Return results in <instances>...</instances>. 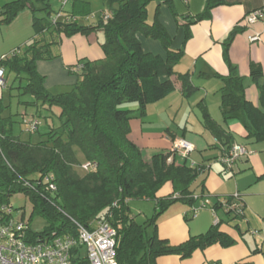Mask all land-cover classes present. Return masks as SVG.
Listing matches in <instances>:
<instances>
[{
    "label": "trees",
    "instance_id": "1",
    "mask_svg": "<svg viewBox=\"0 0 264 264\" xmlns=\"http://www.w3.org/2000/svg\"><path fill=\"white\" fill-rule=\"evenodd\" d=\"M151 1L103 0L110 16L103 20L105 12H102L93 26L78 22L92 16L85 14L89 6L83 0H74L71 11L63 10L62 18H56L57 13L50 18L49 5L43 9L47 11V18L36 17L32 0H6L0 7L2 25L11 24L21 12L30 11L33 31L28 42L3 55V59L0 56V68L7 69L17 79H25L22 93L33 97L31 105L54 106L60 111V126L49 130L45 142L34 144L21 141L12 134L9 121L1 116L3 104L0 98V208L9 205V198L16 193L28 196L32 214H38L48 222V227L40 233L29 228L32 236L42 238L70 235L76 239L74 223L88 227L96 221H105L116 231L117 264H156L158 258L172 255L186 259L195 251H203L212 245L226 249L235 244L219 231L220 220L205 234L190 237L177 245H171L158 235V218L176 202L190 206L192 216L196 215L194 210H198L200 204H195L199 201L192 185L199 171L187 166L185 159L176 164L173 157L168 163L170 153L154 154L145 161L140 148L129 139L130 122L142 119L148 105L173 93L175 82L180 83L186 97L197 88L188 74H178L174 70L183 51L171 47L172 38L158 21V9L152 22H148L147 6ZM162 2L177 18L171 0ZM223 4V0H206L202 13L187 25L210 18L211 10ZM243 31L234 28L223 42L228 74L218 78L221 82L219 109L225 126L210 116L204 103L197 105L203 127L222 144L223 155L235 145L232 134L226 129L233 121L244 128V139L264 143V73L259 65H249L248 79L258 91V105L254 106L245 97L246 78L238 74L227 57L234 37ZM98 32L104 36V41L99 43L103 58L78 62L76 65L82 68L73 73L76 83L65 93H49L45 89V77L37 72V63L59 57L54 51L59 37H88ZM45 34L50 35V41L42 39ZM140 36L158 42L164 55L145 52ZM123 103H135L137 109L121 110L119 107ZM76 151L80 152L83 163ZM84 163L93 167L83 171L81 165ZM45 176L54 184V191L45 189ZM166 184L171 186V192L160 195ZM203 194V183H200L198 196L208 202L210 209L219 210L224 201L236 206L234 210L225 209L230 220L242 217L243 202L239 195L211 205ZM132 200L152 201V217L137 223L127 206ZM83 251L80 243L71 249V264H88Z\"/></svg>",
    "mask_w": 264,
    "mask_h": 264
},
{
    "label": "crops",
    "instance_id": "2",
    "mask_svg": "<svg viewBox=\"0 0 264 264\" xmlns=\"http://www.w3.org/2000/svg\"><path fill=\"white\" fill-rule=\"evenodd\" d=\"M205 1L171 0L177 18L173 17L162 0H153L147 6L148 22H152L158 9V21L172 38L171 47L183 51L181 60L174 67L175 72L188 74L197 90L186 97L182 94L180 83L175 82L173 93L148 105L142 119L130 122L129 139L140 148L145 161H149L154 154L170 153L171 160L174 157L176 164L183 163V159L173 152L174 141L182 139L190 143L194 149L186 165L190 167L193 163L199 171L192 188L196 183H203V196L210 198L211 205L239 195L243 202L242 217L232 221L225 215L223 207L215 211L221 221L219 231L235 241L232 247L223 249L219 245H212L203 251H195L186 259L174 255L160 257L156 264H264V143L244 139L246 132L238 122L226 125L234 138L233 142L244 145L249 152L247 157L235 163L239 171L237 175L231 173L232 170L227 171L220 162L223 146L203 127L197 107L199 102L204 103L210 116L224 125L219 109L221 82L218 77L228 74L223 59V42L234 28L244 31L234 37L227 57L238 74L246 78V99L254 106L258 105V91L248 75L251 63L259 65L264 73V0H223V5L211 10L210 18L187 25L188 21L202 13ZM256 10L263 12L262 19L247 26L245 17ZM25 11L8 27L25 28L27 24L30 37L25 35L24 39L18 40L17 36L18 41L7 47L3 38L0 40V56L9 54L33 37L31 15ZM254 34L260 36V42L252 44L248 38ZM8 40H15V35L8 37ZM139 40L145 52L164 55L158 42L141 36ZM56 48L59 57L53 61H40L36 65L37 72L45 77L44 85L49 93L55 86L71 88L75 84L69 78V72L78 62L103 58L98 43H90V36L59 37ZM194 110L199 115L195 114L192 119ZM170 192L171 186L166 184L160 195ZM213 219L209 207L192 216L190 206L173 204L158 218L157 232L160 238L177 245L190 237L205 234L213 226Z\"/></svg>",
    "mask_w": 264,
    "mask_h": 264
},
{
    "label": "built area",
    "instance_id": "3",
    "mask_svg": "<svg viewBox=\"0 0 264 264\" xmlns=\"http://www.w3.org/2000/svg\"><path fill=\"white\" fill-rule=\"evenodd\" d=\"M68 0H62L61 11L56 14V18H62L65 14L63 9ZM109 14L105 12L102 15L103 20L109 18ZM92 16H90L91 18ZM263 12L256 10L249 13L245 17L247 26L253 25L261 20ZM93 18V17H92ZM68 21L72 18H66ZM74 20V18H73ZM249 42L254 44L260 42V36L251 35ZM1 57V59H3ZM81 65H75L71 69L72 73H78ZM6 84L5 71L0 68V88H4ZM27 130L33 133L38 128V121L35 119L28 120L25 123ZM193 146L185 140L177 139L174 141L173 152H177L182 159L187 160L193 152ZM249 152L241 145H233L229 151L221 156L220 162L227 171H233L237 161L247 157ZM171 162V158L168 163ZM93 165L84 163L81 165L83 171H88ZM190 167H194L191 163ZM46 190L54 191L55 186L48 176L43 178ZM238 195L235 194L234 198ZM199 201L198 210L208 207V202L195 196ZM224 209H235L233 204H226L224 201L220 203ZM213 214V223H218L214 209H210ZM75 224L77 238L74 239L70 235H59L54 237L32 236L29 232V226L23 221H16L12 217V207L4 204L0 208V264H71L70 251L73 247L80 243L86 252V260L88 264H117L116 262V231L105 221H96L94 224L84 227Z\"/></svg>",
    "mask_w": 264,
    "mask_h": 264
},
{
    "label": "rangeland",
    "instance_id": "4",
    "mask_svg": "<svg viewBox=\"0 0 264 264\" xmlns=\"http://www.w3.org/2000/svg\"><path fill=\"white\" fill-rule=\"evenodd\" d=\"M33 6L36 11L34 14L36 17L47 18V11L45 12L43 9L46 5H49V15L50 18L54 17L56 13L61 10L62 0H32ZM74 0H68L66 6L64 7V11L69 13L71 11L72 2ZM88 3V11L85 14L92 15L89 19H79V23L81 25H96L98 21V16L102 12H107L110 15L109 9L103 2V0H83ZM6 2V0H0V7ZM31 15L30 11H25ZM151 18V17H150ZM32 34V33H31ZM15 35V40H8V37ZM30 37V27L26 24V27H8V25L0 24V40L5 38L6 47L10 44L13 45L20 39H24V37ZM33 35V34H32ZM18 36V40L16 39ZM45 41H50V35L45 34L42 38ZM104 41V36L101 32L91 34L90 35V43L95 45L96 43H102ZM12 42V43H8ZM28 42V41H27ZM24 44V43H23ZM1 46V43H0ZM0 48V53H1ZM57 49V48H56ZM54 48V51L56 50ZM54 60V59H53ZM51 60V61H53ZM5 71V80L6 86L4 88H0V98L3 104L2 110V118L9 121L11 126L12 134L18 137L21 141H31L34 144L39 142H45L47 140L46 134L50 129H57L60 126L59 121V109L57 107L52 106L48 108L46 105L41 106H33L30 103L34 101L33 97L28 94L22 93V87L25 85L26 81L22 77L21 79H17L15 75L9 72L7 69ZM68 72V71H67ZM69 78L76 83V75L71 74L69 72ZM70 89L69 87L61 88L55 86L53 90L50 91L52 95L62 94L67 92ZM119 109L127 110V109H137V105L135 103H123ZM195 114H198L197 110L191 113V118L195 117ZM199 115V114H198ZM35 119L38 121V130L34 133H29L26 130L25 123L28 120ZM76 155L80 161L83 163L82 156L80 152L76 151ZM196 158V157H195ZM238 168L234 166L233 171L231 173L236 174L239 172ZM80 173V171H79ZM233 176V175H232ZM193 189L196 195L200 194V183L199 185L196 183L193 186ZM209 201L210 198L208 196H204ZM175 204H184L181 201L176 202ZM200 204V203H195ZM9 205L12 207V217L16 221H23L29 225L31 231L35 233H40L44 231L48 227V222L38 214H32V203L28 196L23 193H16L9 198ZM127 206L130 212V215L134 220L141 224L145 222L147 219H150L154 213V203L152 201L147 200H132L127 202ZM180 206V205H178ZM85 251V250H84ZM83 251V255L85 256L86 252Z\"/></svg>",
    "mask_w": 264,
    "mask_h": 264
}]
</instances>
